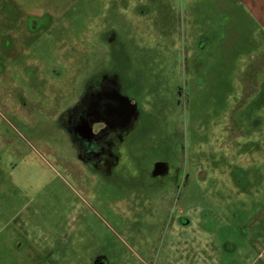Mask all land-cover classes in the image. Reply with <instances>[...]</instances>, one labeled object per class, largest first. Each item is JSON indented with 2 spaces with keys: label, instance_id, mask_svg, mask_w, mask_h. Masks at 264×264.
Wrapping results in <instances>:
<instances>
[{
  "label": "rangeland",
  "instance_id": "rangeland-1",
  "mask_svg": "<svg viewBox=\"0 0 264 264\" xmlns=\"http://www.w3.org/2000/svg\"><path fill=\"white\" fill-rule=\"evenodd\" d=\"M68 6L0 77V264H252L264 0Z\"/></svg>",
  "mask_w": 264,
  "mask_h": 264
},
{
  "label": "crops",
  "instance_id": "crops-1",
  "mask_svg": "<svg viewBox=\"0 0 264 264\" xmlns=\"http://www.w3.org/2000/svg\"><path fill=\"white\" fill-rule=\"evenodd\" d=\"M78 1L81 0H0V77L7 74L9 65H14V69L18 67L19 60H22L18 56L19 51L29 53L27 57L32 60L33 50L38 51L42 47L37 44L38 41L42 42L52 34L55 21L62 19L69 9V6L66 8L65 5ZM34 62L41 65L37 59ZM218 242L221 243V251L215 254L221 255L219 259L226 264H231L230 246L228 247V243H231L219 240ZM261 243L263 244V237ZM234 248L237 250V245ZM256 249L252 264H260L264 260L263 248ZM245 252L243 251L242 257L237 259L238 264L246 263Z\"/></svg>",
  "mask_w": 264,
  "mask_h": 264
},
{
  "label": "flooded vegetation",
  "instance_id": "flooded-vegetation-1",
  "mask_svg": "<svg viewBox=\"0 0 264 264\" xmlns=\"http://www.w3.org/2000/svg\"><path fill=\"white\" fill-rule=\"evenodd\" d=\"M107 78H109L108 76H106V77H104V78H102L101 80H100V84H102V83H108V81H107ZM103 86V85H102ZM102 93V92H101ZM102 94H104V93H102ZM101 94V95H102ZM102 97V96H101ZM98 108V110H99V107H97ZM102 115H103V113H104V116H105V118H106V120L107 121H109V122H111V123H113V122H115L116 121V118L114 119V117H113V114L111 113V112H109V111H107V108L106 109H102ZM112 117V118H111Z\"/></svg>",
  "mask_w": 264,
  "mask_h": 264
}]
</instances>
